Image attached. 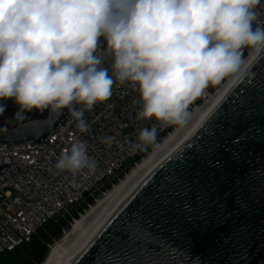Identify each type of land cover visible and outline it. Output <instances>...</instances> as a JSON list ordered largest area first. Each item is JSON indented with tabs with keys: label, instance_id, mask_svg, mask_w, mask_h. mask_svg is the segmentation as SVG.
<instances>
[{
	"label": "clouds",
	"instance_id": "clouds-1",
	"mask_svg": "<svg viewBox=\"0 0 264 264\" xmlns=\"http://www.w3.org/2000/svg\"><path fill=\"white\" fill-rule=\"evenodd\" d=\"M261 0H0V100L13 117L67 109L82 133L85 112L108 101L113 85L138 93V120L182 124L209 85L242 75L243 49L264 47ZM255 25V26H254ZM107 48L100 51V38ZM112 58L111 75L102 66ZM6 105L0 103V116ZM158 127L138 133L135 148L156 145ZM114 137L102 142L111 144ZM87 142L55 164L75 177L92 171Z\"/></svg>",
	"mask_w": 264,
	"mask_h": 264
},
{
	"label": "water",
	"instance_id": "water-1",
	"mask_svg": "<svg viewBox=\"0 0 264 264\" xmlns=\"http://www.w3.org/2000/svg\"><path fill=\"white\" fill-rule=\"evenodd\" d=\"M111 64L105 56L109 74ZM69 118L64 109L20 120L0 131V145L46 143ZM63 264H264V48L186 142Z\"/></svg>",
	"mask_w": 264,
	"mask_h": 264
},
{
	"label": "built area",
	"instance_id": "built-area-1",
	"mask_svg": "<svg viewBox=\"0 0 264 264\" xmlns=\"http://www.w3.org/2000/svg\"><path fill=\"white\" fill-rule=\"evenodd\" d=\"M257 10L259 20L264 21V0ZM255 49H243L244 62ZM230 77L209 85L189 105V113L204 105ZM139 108L138 93L129 84L117 82L108 101L85 112L88 133L82 134L70 117L46 143L0 145V256L30 243L41 228L58 217H71L73 209L87 200L96 203L98 196H105L127 170L131 171L180 125L138 120ZM153 124L158 127L156 145L147 150L135 148L139 131ZM105 136L114 137L110 145L102 142ZM78 140L87 142L88 154L97 166L73 177L57 170L55 164L60 154Z\"/></svg>",
	"mask_w": 264,
	"mask_h": 264
},
{
	"label": "bare ground",
	"instance_id": "bare-ground-1",
	"mask_svg": "<svg viewBox=\"0 0 264 264\" xmlns=\"http://www.w3.org/2000/svg\"><path fill=\"white\" fill-rule=\"evenodd\" d=\"M263 48L257 47L243 63L241 66L242 75L235 78L231 76L215 95L204 105L195 109L184 123L178 125L175 130L170 132L114 188L83 213L79 219L75 220L71 228L67 232H64L62 238L51 248L48 257L42 264H63L99 228L124 197L186 142L240 80L262 52Z\"/></svg>",
	"mask_w": 264,
	"mask_h": 264
},
{
	"label": "trees",
	"instance_id": "trees-1",
	"mask_svg": "<svg viewBox=\"0 0 264 264\" xmlns=\"http://www.w3.org/2000/svg\"><path fill=\"white\" fill-rule=\"evenodd\" d=\"M75 216H77V214H75ZM50 224H52V222L41 228L39 230L40 232L38 231L39 234L44 231V228H48ZM67 226L68 221L62 220L60 224L55 228L52 236H50L49 239H47L43 243L40 242L37 236L38 234H35L30 243L20 246L13 252H9L0 256V264H7V262H9L11 259H18L23 257H25L24 264H42L45 258L44 251L46 250V244L50 243L53 238L62 236L63 230ZM24 253L27 254L23 255Z\"/></svg>",
	"mask_w": 264,
	"mask_h": 264
},
{
	"label": "rangeland",
	"instance_id": "rangeland-1",
	"mask_svg": "<svg viewBox=\"0 0 264 264\" xmlns=\"http://www.w3.org/2000/svg\"><path fill=\"white\" fill-rule=\"evenodd\" d=\"M129 172H130V170H127L126 173H129ZM124 177H125V175H123L121 177V180ZM102 197L103 196L100 195V196H98L97 199L99 200ZM88 204H91V206H93L95 203H94L93 200H87L86 202L82 203L80 206H78V207H76V208L73 209L72 216L71 217H67V218L58 217L55 221L52 222V224L49 225L48 228H44V231H42L40 234H39L40 231L37 232L36 234H38L37 236H38L40 242L43 243L44 241H46L47 239H49V237L52 236L55 228L60 224V222L62 220H66V221H68V226L64 228L63 234H62V236H63L64 235V232H67L71 228L73 222L75 220L79 219L80 218V215H82L83 213H85L89 209ZM75 214H77V216H75ZM62 236L55 237V238L52 239V241L50 243H47L46 244V250L44 251V256H45L44 261L48 257L51 248L62 238ZM26 254L27 253H24L23 255H26ZM24 258L25 257L18 258V259H11L9 262H7V264H24V262H25V259Z\"/></svg>",
	"mask_w": 264,
	"mask_h": 264
},
{
	"label": "flooded vegetation",
	"instance_id": "flooded-vegetation-1",
	"mask_svg": "<svg viewBox=\"0 0 264 264\" xmlns=\"http://www.w3.org/2000/svg\"><path fill=\"white\" fill-rule=\"evenodd\" d=\"M100 45V50L102 51L107 48V42L104 37L100 38ZM0 103L6 105L4 114L0 116V131L16 128L20 120L23 124H26L32 121L45 119L48 115L47 110L41 113L40 111L34 109L31 112H27L21 116L13 117L14 113H16L18 110V105L14 103V100H0Z\"/></svg>",
	"mask_w": 264,
	"mask_h": 264
}]
</instances>
